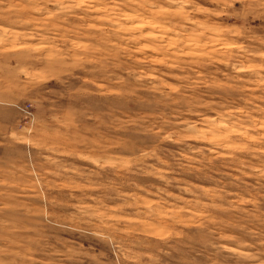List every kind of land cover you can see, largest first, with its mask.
I'll return each mask as SVG.
<instances>
[{"label": "rangeland", "instance_id": "374dc122", "mask_svg": "<svg viewBox=\"0 0 264 264\" xmlns=\"http://www.w3.org/2000/svg\"><path fill=\"white\" fill-rule=\"evenodd\" d=\"M0 264H264V0H0Z\"/></svg>", "mask_w": 264, "mask_h": 264}]
</instances>
